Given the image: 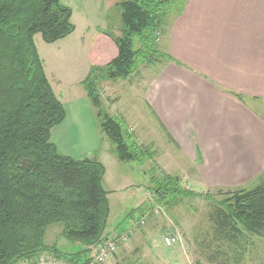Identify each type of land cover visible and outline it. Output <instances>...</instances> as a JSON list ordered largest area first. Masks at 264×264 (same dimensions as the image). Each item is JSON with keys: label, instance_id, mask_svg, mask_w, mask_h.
Here are the masks:
<instances>
[{"label": "trees", "instance_id": "16d2710c", "mask_svg": "<svg viewBox=\"0 0 264 264\" xmlns=\"http://www.w3.org/2000/svg\"><path fill=\"white\" fill-rule=\"evenodd\" d=\"M176 1L125 0L118 4L122 31V37L115 39L118 55L106 68L90 70L83 81L99 128L121 163L142 165L150 151L137 147L103 109L98 84L128 80L141 65L153 66L158 59L180 65L159 52L155 43L168 8ZM74 29L72 11L60 0H0V264L22 263L41 254L69 264H88L90 249L107 241L105 168L94 159L60 155L51 143V131L65 119V109L34 44L36 35L52 44ZM133 37L139 43L136 50ZM151 184L150 195L160 205L188 196L213 203L208 214L210 238L201 242L210 261L240 264L252 237L264 242L263 182L252 189L218 192L217 196L224 197L220 201L186 192L177 177L153 178ZM53 224L62 225L65 240L84 249L65 254L56 246H46L45 231Z\"/></svg>", "mask_w": 264, "mask_h": 264}, {"label": "rangeland", "instance_id": "374dc122", "mask_svg": "<svg viewBox=\"0 0 264 264\" xmlns=\"http://www.w3.org/2000/svg\"><path fill=\"white\" fill-rule=\"evenodd\" d=\"M123 1L60 0L61 5L72 11L75 27L72 35L52 44L44 43L40 35L34 37L48 81L57 87V91L67 95L66 98L71 99L69 102L74 105L87 103L83 100V92H86L83 81L90 70L106 68L118 55L115 39L122 37V31L117 19V5ZM183 3L177 0L168 8L155 36L156 49L166 55L169 53L165 48L170 47V36L167 39L165 30L169 32L181 13ZM99 30L110 35H102ZM132 43L133 50H136L139 47L136 37L132 38ZM169 65L175 64L158 59L153 66L141 65L128 80H108L98 84L103 109L123 126L137 147L150 151V158L142 165L136 162L121 163L115 156L112 144L108 152L106 143L100 140L94 142L92 136L84 137L80 130H72L69 143L62 141L63 129H58L53 135V141L57 139V147L62 155L74 160L87 157L96 161L101 159L107 169L103 189L107 192L109 216L105 233L107 241L104 243L113 242L116 246L101 264H219L208 259L201 244L203 239L210 238L207 235L211 234L208 214L213 203L188 196L168 205H160L150 195L153 178L177 177L186 192L212 196L215 201L224 199L216 195L218 192L252 189L264 183V170L242 181L244 175L237 173L239 170L247 173L264 167V136L259 131L261 124L264 125L263 108L259 104L254 107L250 102L248 105L252 110L249 113L262 120L259 121L261 123L239 114L230 116L228 112L222 113L220 119L225 123L215 127V134L218 135L209 142L213 144L205 143L209 152L206 163L201 162L197 152L191 156L176 145L144 104V86L146 89L154 76L159 77ZM178 86L184 88L183 85ZM124 112L128 115L125 116ZM180 115L190 116L189 113ZM215 171L224 175L222 177L227 185L213 184V179L208 182L207 175H215ZM61 231L60 224L49 226L44 235L45 245L56 246L65 254H75L84 249L79 243L65 240ZM118 235L124 238L120 240ZM167 238H173L174 243L166 246L164 240ZM251 239L252 244L245 251L240 264H264V242L256 237ZM97 247L90 249L88 264L97 255ZM41 257L47 258L48 262H64L41 254L34 260L17 264L36 263Z\"/></svg>", "mask_w": 264, "mask_h": 264}, {"label": "crops", "instance_id": "0c3cea01", "mask_svg": "<svg viewBox=\"0 0 264 264\" xmlns=\"http://www.w3.org/2000/svg\"><path fill=\"white\" fill-rule=\"evenodd\" d=\"M99 33L110 35L104 30ZM165 33L167 39L170 36V47L165 48L169 50L167 54L180 65L174 63L176 66L165 67L163 74L154 76L146 89L144 86V104L179 148L191 156L197 152L201 162L206 163L209 148L205 143L218 135L215 129L219 123H225L220 119L222 113L262 121L249 113L252 110L248 105L249 102L254 107L259 104L264 110V0H185L180 15ZM39 56L43 60L40 53ZM51 88L65 109V119L51 131L50 137L58 154L62 155L57 139L53 141L58 129L64 130L62 141L66 143L71 141L72 130L77 129L84 137L92 136L94 142L106 143L110 152L111 143L99 128L96 109L86 92H83V100L87 103L77 106L69 102L67 95L57 91L56 86L51 85ZM182 113L197 115L190 117L180 115ZM259 131L264 136V125L261 124ZM99 162L106 176L104 162L101 159ZM261 170L264 167L237 173L244 175L242 181ZM222 176L215 171V175H207L208 182L213 179V184L225 185Z\"/></svg>", "mask_w": 264, "mask_h": 264}, {"label": "built area", "instance_id": "2783aa9c", "mask_svg": "<svg viewBox=\"0 0 264 264\" xmlns=\"http://www.w3.org/2000/svg\"><path fill=\"white\" fill-rule=\"evenodd\" d=\"M119 236V235H118ZM123 237V235L119 236V239L121 240ZM166 246H170L174 243V239L173 238H167L164 240ZM98 246V245H97ZM115 243L113 242H106L103 244H100L97 247V255L95 256L94 260L92 261L91 264H101V262L104 260V258L106 256H108L112 251L115 250ZM26 264H68L67 262H58V261H53V262H48L47 258L45 259V257H41L38 258L36 263H26Z\"/></svg>", "mask_w": 264, "mask_h": 264}]
</instances>
